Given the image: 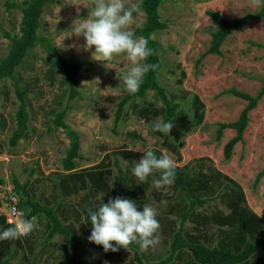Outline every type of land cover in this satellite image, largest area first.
<instances>
[{
    "label": "rangeland",
    "instance_id": "obj_1",
    "mask_svg": "<svg viewBox=\"0 0 264 264\" xmlns=\"http://www.w3.org/2000/svg\"><path fill=\"white\" fill-rule=\"evenodd\" d=\"M8 1L12 0H0V57L6 56L10 47L4 33L20 34L21 12L9 10ZM135 2L125 0V5ZM141 2L139 0V4ZM90 7L91 0H56L45 8L40 26L41 34L51 40L63 58L70 62L88 61L77 76L81 97L70 103L65 119L80 135L78 169L99 164L108 153L120 150L141 153L140 150L146 147L156 148L173 159L175 166H196L201 161L231 177L243 189L248 206L264 220V176L257 180L264 168V97L250 112L244 140L236 145L229 161L224 158L223 148L234 137L235 131L225 130L221 139H217L219 124L236 121L246 105L245 101L227 91L237 90L255 96L264 84V20L232 32L220 54L202 58L216 29L207 11H220L230 21L256 13L260 6L251 0H164L160 5V19L168 27L153 36L160 45L163 65L159 80L169 97L178 104L181 121L190 127L180 138L152 130V122H165L164 105L152 91L146 99L129 103L121 124L115 127L118 103L126 96L120 77L126 73L128 62L123 56L100 61L92 55L93 49L84 50L82 36L71 34L74 20L86 17ZM145 19L138 7L132 14L129 27L135 30L144 24ZM63 75L59 67L52 65L41 46L31 49L18 67V82L28 92L30 129L15 147L10 146L9 140L15 128L18 100L10 81L0 83L2 212L9 194L15 193L14 179L20 184L30 181L33 197L42 204L55 205L58 201L56 174L65 173L62 161L70 145L64 131L54 127L60 102L67 100ZM114 157L119 158L125 167L127 163L121 155L116 153ZM158 192H161V201L150 190L139 207V210L143 205L153 207L159 222V243L143 251L148 262L159 261L167 255L165 234L179 222L174 208L180 206V195L167 190ZM216 206L222 207L217 201L210 203L206 210L210 212ZM63 207L65 223L71 224L82 240L78 247L79 264H140L135 245L119 248L108 256L99 245L87 240L91 226L88 224L90 209L85 192L63 200ZM20 212L14 220L16 223L25 214V211ZM35 218L37 227L29 233L33 249L19 247L13 258V248L4 250L0 260L12 258L14 264H20L26 254L32 264H61L56 258L59 257L57 246L63 242V236L58 235L45 243L46 219Z\"/></svg>",
    "mask_w": 264,
    "mask_h": 264
},
{
    "label": "trees",
    "instance_id": "obj_2",
    "mask_svg": "<svg viewBox=\"0 0 264 264\" xmlns=\"http://www.w3.org/2000/svg\"><path fill=\"white\" fill-rule=\"evenodd\" d=\"M164 0H142L139 4L146 19L142 26L135 29L138 36L148 40V47L153 52L147 58V63L156 65L155 70H150L143 78L138 91L133 95H127L118 103L115 112V127L122 122L127 105L135 100L146 99L149 92H153L165 108V122L172 123L170 136L180 138L187 133L190 127L181 121L179 106L168 95L165 87L159 80L162 69L160 59V45L154 34L166 29L168 26L161 21L159 7ZM255 1V0H251ZM56 0H12L7 2L9 10L18 9L22 18L19 27L20 34L4 33L9 41V51L6 56L0 57V83L8 80L12 83L14 93L18 100L15 113V128L11 134L9 143L11 147L18 145L29 131L30 113L28 111V92L22 88L17 79V69L21 66L31 49L41 46L49 55L51 63L59 67L64 75L67 100L60 102L61 107L54 119V127L62 129L70 140L66 156L62 161L64 174H56L58 183V201L55 205L41 203L36 200L30 189V181L20 184L14 179L13 191L19 196V209L25 211L22 218L44 217L46 219L45 243L51 242L58 235L63 236V242L59 244V259L61 264H79L78 247L82 245L81 238L75 228L65 223L63 217V200L82 192L87 194L89 209L98 206V197L105 193L103 202L116 196L133 199L139 210L140 203L144 202L147 193L153 190L158 201L162 195L158 190L172 191L179 194L178 223L172 225L170 233L166 235L168 245L167 255L156 262H148L145 254L135 243L140 264H264V220L254 212L247 204L245 193L241 186L231 177L218 171L214 166L206 165L201 161L196 166L187 164L184 167L175 166V178L171 185L156 188L151 184V177L144 182L138 181L131 174V167L143 153L128 150H120L116 153L122 156L127 163L125 167L119 158H112L113 154H106L101 162L92 167L78 169L77 161L81 158L80 135L65 121L70 103L81 97L78 89L77 76L88 61L82 59L70 62L62 57L58 48L50 39L40 32L41 18L45 8L55 3ZM215 31L212 33L208 50L202 55L220 54L224 42L234 31L245 28L248 24L264 20V5L256 13H248L234 20H226L220 11H207ZM246 102L238 119L230 123H220L217 130V139H221L225 130H234L235 135L223 148L225 160L229 161L236 145L244 140V133L249 123V114L255 109L259 101L264 97V84L261 90L251 96L237 90L227 91ZM157 156L162 151L152 148ZM197 169V170H196ZM264 176V168L257 180ZM8 201V200H7ZM219 201L222 205L216 206L212 211L206 208L210 203ZM3 201H0V209ZM4 212L0 211V229L13 226ZM19 247H27L32 250L31 237L28 235L16 240L0 241V255L4 250L12 249L13 254ZM102 250V247L99 246ZM112 251L106 252L109 256ZM29 253V252H28ZM33 254V253H29ZM12 258L0 260V264H14ZM113 261V257L111 258ZM20 264H32L31 259L25 254ZM133 264V263H132Z\"/></svg>",
    "mask_w": 264,
    "mask_h": 264
},
{
    "label": "clouds",
    "instance_id": "obj_3",
    "mask_svg": "<svg viewBox=\"0 0 264 264\" xmlns=\"http://www.w3.org/2000/svg\"><path fill=\"white\" fill-rule=\"evenodd\" d=\"M257 6L264 0H255ZM139 0L125 5V0H91V7L84 18L75 19L70 32L84 39V50L93 49L92 55L100 61H111L123 56L128 62L126 73L120 77L124 92L135 94L144 78L156 65L147 63L153 50L148 47L151 37L137 36L129 27ZM153 131L169 134L171 122H152ZM143 155L135 160L131 174L140 182L151 177V184L160 188L171 185L175 178V164L168 155H156L151 147L140 150ZM105 193L98 197V206L88 212L91 226L87 240L99 245L105 252L127 249L135 243L145 251L159 243V222L156 210L143 205L137 210L136 202L127 197L116 196L103 202ZM16 210L12 209L14 213ZM37 227L36 218H21L13 226L0 229V241L16 240L31 233Z\"/></svg>",
    "mask_w": 264,
    "mask_h": 264
},
{
    "label": "built area",
    "instance_id": "obj_4",
    "mask_svg": "<svg viewBox=\"0 0 264 264\" xmlns=\"http://www.w3.org/2000/svg\"><path fill=\"white\" fill-rule=\"evenodd\" d=\"M18 205H19V197L15 193L11 192L9 194L8 202L4 208V214L7 215V217L9 218L8 220L9 222L16 224L14 220H16L21 213ZM12 209H15L16 211L13 213ZM5 210H8V213H6Z\"/></svg>",
    "mask_w": 264,
    "mask_h": 264
}]
</instances>
